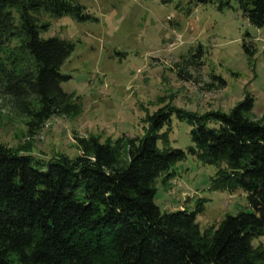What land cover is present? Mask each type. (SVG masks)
Returning <instances> with one entry per match:
<instances>
[{
  "label": "trees",
  "instance_id": "16d2710c",
  "mask_svg": "<svg viewBox=\"0 0 264 264\" xmlns=\"http://www.w3.org/2000/svg\"><path fill=\"white\" fill-rule=\"evenodd\" d=\"M217 8L231 7L230 0ZM242 15L264 26V0H235ZM51 17L94 19L72 0H0V97L9 98L32 136L52 116L76 114L60 68L74 42L43 37ZM252 57L253 46L243 42ZM192 63V61H189ZM223 86L224 80L213 77ZM253 98L228 113L203 114L163 105L147 113L140 136L75 135L79 154L43 162L0 143V264H264V114L251 118ZM185 120L191 144L168 145L171 116ZM187 155L217 170L210 188L246 193L252 211L227 214L200 229L193 210L161 212L155 183Z\"/></svg>",
  "mask_w": 264,
  "mask_h": 264
},
{
  "label": "rangeland",
  "instance_id": "374dc122",
  "mask_svg": "<svg viewBox=\"0 0 264 264\" xmlns=\"http://www.w3.org/2000/svg\"><path fill=\"white\" fill-rule=\"evenodd\" d=\"M94 19L70 16L38 21L49 28L41 36H58L74 42L60 71L71 76L61 83L73 94L76 114L52 116L27 135V117L9 98L0 97V143L43 162L59 155L79 154L75 135L116 139L140 136L145 115L171 106L203 114L228 113L246 94L253 98L251 118L264 114V26H253L230 0L231 7L217 8V1L196 0H72ZM243 42L253 46L249 57ZM189 61H192L190 63ZM213 77L224 80L220 86ZM189 125L171 116L168 145L185 150L191 144ZM217 167L187 155L170 168L166 181L157 178L154 203L161 212L195 209L200 229L219 223L227 214L252 211L246 193L210 188ZM263 245L264 237L252 240Z\"/></svg>",
  "mask_w": 264,
  "mask_h": 264
}]
</instances>
